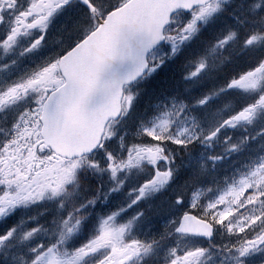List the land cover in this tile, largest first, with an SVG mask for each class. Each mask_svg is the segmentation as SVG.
Listing matches in <instances>:
<instances>
[{
	"label": "snow or ice",
	"instance_id": "6c2138e0",
	"mask_svg": "<svg viewBox=\"0 0 264 264\" xmlns=\"http://www.w3.org/2000/svg\"><path fill=\"white\" fill-rule=\"evenodd\" d=\"M0 264H264V0H0Z\"/></svg>",
	"mask_w": 264,
	"mask_h": 264
}]
</instances>
